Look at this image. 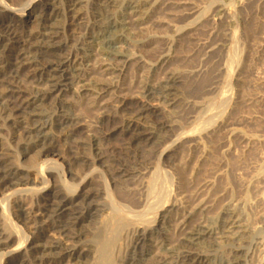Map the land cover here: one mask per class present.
<instances>
[{"label":"rangeland","instance_id":"rangeland-1","mask_svg":"<svg viewBox=\"0 0 264 264\" xmlns=\"http://www.w3.org/2000/svg\"><path fill=\"white\" fill-rule=\"evenodd\" d=\"M20 1L21 3L23 1L25 4L19 3ZM63 1L64 0H56L49 3V1L43 0L35 10L36 12L32 11V13H30L31 10L27 11L21 19L25 23L24 27L27 33H40L39 35H41L56 32L59 33L60 31L59 34L62 35L61 37L74 35L82 41H85V39L88 37L90 38L91 35L98 33L97 27L100 25L101 21H104V18L105 22L107 23L106 19L108 15H105L104 11L98 8L97 2L95 0H85V3L88 5L83 3L80 7H78L79 14L82 17V24L81 21H78V23L75 24L76 27H74L75 25L72 26L71 21L68 19L61 20V17L56 18V21L53 19L47 23V16L52 14L53 11H55V13H62V8H64L66 4V2ZM130 1L135 2V0ZM130 1H120L121 3L118 4V10H115V18L116 13L118 14L123 8H127V4H129ZM145 1L146 0H136L137 3H135V6L139 4V7H141L140 13L138 14L139 18L137 16V19L144 21H142L141 26L132 30L133 32L131 30L125 32L121 28L106 31V34L102 39L104 41V45L102 46L101 52L104 55L100 52L102 54L101 56H103L102 58L111 59L113 57L112 60L115 63L117 62L116 64H118L119 61H127V68L125 67V69H121L125 75L113 73L108 77H105V81H108L107 83H111L115 86L119 84L121 85L124 82L128 83V79L124 80L123 76L129 78V83L134 79H142L143 77L145 78L147 76L146 79L143 78L142 80H146L145 82L148 81L150 84H155L159 79L163 78V75H161L163 73L164 76L165 74L173 71L181 73L185 76L187 74L185 81L181 87L178 88V92L176 94V103H178L179 106L177 105L176 108L172 109L167 104L162 106L160 105L164 111L166 110V113H169V118L172 120L170 121L169 126L172 127L171 132H175L173 134L170 132V134H168L166 137L164 136L161 144L153 148H147L144 146L129 148L122 141L121 135L119 133L110 134L107 140L100 141V143H91L86 141H83L84 143L79 142L76 140L77 138L70 136L71 132L69 133V131L71 129H65L64 127L59 128V122L63 118H68L69 115L70 117L72 115L78 116L80 117V124L82 125V128L87 127L93 130V132L99 133L96 131V125H98L100 116L99 114H101V112L97 110L93 112L94 110L89 109L88 107V102L92 98L90 96V94H92L90 92L92 88L89 86V84H84L80 86L81 88L79 86H65L61 96L59 95L57 98L47 101L48 103L46 102L42 104L44 108L42 105H40L37 111H35L36 113H33V115L38 116L39 119L40 117L42 118L37 120L40 123L39 125H43L45 123L44 125L50 129L49 133L47 132L46 134L45 144H39L42 145L44 149L52 150L53 154L46 156L49 159L46 157H39L38 152H40L41 149H36L33 153L26 154L27 146L33 145L34 142L37 143L38 140L35 139L31 142L27 141V143H25L26 140L21 139L24 138L21 137V129L11 125L14 121L13 119L8 120L9 122L6 124L0 123V148H2L0 149V176H16V179L11 183L12 187L8 185L5 187H0V192L4 190L3 193H0V241L3 242L9 237L17 240L13 243L15 245L12 244V246H9L8 249L0 247V264H11L12 259L15 257V255H17L16 250L19 247H21L22 252H25V256H22L24 254L21 255V261L24 260L25 264L26 262L27 264H37L38 261L35 259L38 258L39 260L40 256L43 257L45 255L44 257H46V254H49V252L41 254L38 249L39 246H47L48 244L47 247L49 248H57L56 244L54 243L61 239L59 233L60 229H65L71 239L67 241L62 238V240L64 239L62 241V243L64 242L63 252H61L60 249H56L50 253V256L53 254L51 258L49 255L46 257L48 261H58V264H192L194 262L193 258L197 259V257L204 259L208 262V264H222L232 249H244V245L247 248L243 250L242 256L244 257L245 254L248 253L250 256L251 252H254L252 250L253 248L250 249L251 244H254V242L257 241L259 237H261L260 239L264 238V230L259 229V225H256V222L260 220L262 214V217H264V0H153V3L151 2V4L150 1L152 0ZM10 2H13L12 5L18 9H25L27 5L25 0H10ZM157 4L161 9H159ZM196 5L198 9L201 8L199 12L196 8ZM58 6L60 7L57 8ZM168 8H172L170 9L171 12ZM96 9H98V11H96ZM175 11L179 12L176 13ZM213 11L217 12V14L213 13ZM162 14L164 15L161 16ZM225 14L228 17L224 16ZM176 15H180L179 18ZM157 16H159L158 19H156ZM185 16L187 18H185ZM223 16L225 17L224 19ZM163 17L165 18L163 19ZM115 18L112 17L114 20ZM177 19L181 20L178 21ZM182 19L185 21V23H183ZM97 21L100 22L98 23ZM174 21L179 22V24L177 22L174 24ZM181 22L182 24H180ZM230 23H233V26ZM36 24L37 26L35 27ZM58 26L62 28L59 29ZM142 29H144V31ZM76 31L78 32L76 33ZM124 33L127 34L125 35ZM2 34L3 30H0V35ZM169 35H171V37ZM172 37L174 38L172 39ZM170 39L173 41H170ZM157 43H159V45H157ZM212 43L216 46H211ZM209 46L210 49H208ZM117 49H120V51ZM212 49L214 52H212ZM154 50H156V52ZM165 50L170 52L167 53ZM157 53L160 54V56L163 53L164 56H169V64L160 67L156 62H154V59L156 60L158 58L156 57ZM171 53L173 56H175V59H173L174 57H172ZM171 63L173 66H171ZM167 66H171L172 68L170 67V69ZM159 67L161 69H159ZM136 70L138 71L136 72ZM141 71L144 75L141 73ZM138 75L141 76L139 77ZM192 75H196V77H193ZM113 76H115L116 79ZM126 85L128 84H125V86ZM23 88H26V85H24ZM86 94L91 98H89ZM110 97L114 96L108 95L105 97V100L106 98L107 100H110ZM61 99L64 101V103L61 101ZM154 102H150L149 105L153 108L158 107V105H156L157 103ZM113 106L114 105L111 104V108L108 110L110 115L113 114ZM50 109L51 112L49 111ZM63 111H66L67 113ZM76 113L80 116L76 115ZM39 114L42 116H39ZM30 115H32V113L29 112L27 117L29 118ZM54 121L56 122L53 123ZM92 124L95 125V127ZM17 130H19L20 133ZM56 132L58 136H56ZM101 136L104 137L103 135ZM40 137H43V135ZM17 140L19 141L18 143L16 142ZM10 142L11 144L14 143L12 145L13 148L10 147ZM22 144L24 146H22ZM8 145L9 147H7ZM17 149H20L19 153ZM32 154L34 155L31 156ZM83 155H85V157ZM99 155H101V157ZM36 156L38 157L37 159ZM35 176L39 180H35ZM23 178H25V180ZM65 178L66 180H64ZM260 178L263 180L262 183ZM30 179L31 182H28L29 185H24V183ZM32 182L34 183L33 185ZM258 182H260L261 185ZM190 184L191 186H189ZM31 185L33 187H30ZM186 194H188V197ZM193 194L194 196L197 194V200L192 201V203L189 201V198L194 197ZM225 195L230 197L228 198ZM47 196L54 198L50 199L56 202L62 200L63 197V199H67L73 204L71 207L72 209L70 208V211H68L67 215H65L68 219H66L65 216L59 217V219L54 217L46 221L45 224H39L38 222H35L34 219L24 222L18 207L20 205L23 206L26 214L32 212V215L34 216L37 208L41 207L44 204L43 202L48 199ZM55 196L57 198H55ZM220 196H223V200H221ZM205 197L209 200H207ZM225 197L228 198V201ZM219 198L220 200H216ZM180 200H183L184 202ZM35 202L38 205H36ZM178 203L181 204L179 205ZM235 204L240 210L242 209L239 211L237 208V213L239 212L238 215L245 222V229H257V231L254 233L256 235H251V238L249 237L248 241H245L247 243L244 245L231 244V247L230 244H228L229 246L227 244L213 246L212 240L206 237L202 238L203 240L201 239L199 243H197L198 245L196 244L194 247L179 243L177 238V228H175V224L173 225L174 222L172 219L174 216L176 217L178 213L188 209L191 211L190 208L193 209L195 207L193 209L190 226L193 227L197 225L200 222L199 220L207 217L212 220L211 224H209L210 227L208 228L209 231H212L216 229L215 220L217 215L219 216L222 212H224L228 206H236ZM170 205H175L177 208L173 210L175 213L172 211L171 214H166V223L164 221V225L161 224L160 227H156L153 223L155 218H157L156 214L165 210L162 212L164 214L166 210L170 208L168 207ZM240 205H243L242 208ZM76 206L78 210L76 209ZM4 209H6V212ZM207 213L212 216L210 217ZM240 213L242 214L240 215ZM78 217L81 220L83 219L84 222L82 225L74 227L76 224L75 221ZM244 218L246 220H244ZM169 222L172 223L170 224ZM143 224L144 226L141 227ZM51 225H55V229H52ZM138 226L141 227L140 229L146 228L147 230V239L141 243L137 241L136 232L137 229L139 230ZM41 228H43L44 231ZM68 228L71 229L69 230L70 232L67 230ZM131 232L133 234H131ZM257 234L260 235L257 236ZM54 237H56V240L53 239ZM46 239L47 242L45 241ZM32 240L36 241L39 246L34 247L35 245L37 246L36 243L33 246L30 245ZM208 240L210 243L206 242ZM161 241L162 248H155L153 244L156 242L160 243ZM169 244H171V246H169ZM164 245L166 246L164 247ZM68 246L70 247L69 249H75L84 255L81 257V260L69 258L70 255H68V252L64 251L68 249ZM37 252L39 254H37ZM154 252H157L158 254L155 255L156 253ZM163 252L165 254H163ZM263 253L264 252L262 249H259V252H256L255 254L257 259H255L254 262H256V260L259 261L256 263H260L262 260L264 261ZM11 254L13 255V258ZM186 257L190 258L186 259ZM243 257L241 258L242 263L244 261L243 264H250V262L253 263L249 257ZM179 259L180 261H178Z\"/></svg>","mask_w":264,"mask_h":264},{"label":"bare ground","instance_id":"bare-ground-1","mask_svg":"<svg viewBox=\"0 0 264 264\" xmlns=\"http://www.w3.org/2000/svg\"><path fill=\"white\" fill-rule=\"evenodd\" d=\"M13 1V0H12ZM27 2V5L25 7V9H18L15 6H13V2L11 3L10 0H0V30H3V34L0 35V123H4L6 124L7 122H9L8 120L13 119V123L11 125L15 126L18 129H21V139H25V143H27V141H32L37 139L38 142L35 143L31 146H27L26 149V154H30L33 153L36 149H41L39 153V157H46L47 155H51L53 154L52 150H48V149H44V147H42V145L39 144H45L46 141V134L47 132L49 133V127L45 126L44 124L39 125L40 123L37 120L42 119L36 115H33V113L35 114L38 109V107L44 103H46L47 101L57 98V96H61V94L63 93V88L66 86H70V87H77V86H82V85H86L89 84V86L92 88V90H90V92L92 94H90L89 97L87 94V96L89 98H91V100H89L88 102V107L89 109H93L95 112V110L101 112V114H99V122L98 125H96V131H98L99 133L93 132V130H91L90 128H82V125L80 124V117L78 116H71L69 114L68 118H63L60 122H59V128L64 127L65 129H71L69 131V133L71 132L70 136L77 138L76 140H78L79 142H91V143H100V141H105L108 139V136L112 133H119L121 135L122 141L125 143V145H127L129 148L130 147H140V146H144L147 148H153L156 147L158 145L161 144V141L164 139V136L166 137L168 134H170L171 132V126L170 125V116L169 113H166L161 107L160 105H169L172 109L176 108L178 103H176V94L178 92V88L181 87V85L183 84V82L185 81V75L178 73L176 71L173 72H169L167 74L164 73L161 74L163 75V78L161 76L162 79L158 78V73H157V78L159 79L155 84H150L147 82H145L146 80H142L141 78H137L131 81V77H130V83H129V78H127L126 76H123L124 80L128 79V83H123V84H119V85H113V84H109L105 81V77H108L109 75L113 74V73H117L118 75H122L123 71H121V69H125L126 65H127V61H119L118 64H116L115 62H113L112 58L111 59H104L102 58L103 56H101L103 53L102 51V46L104 45V41L102 40L106 34V31L108 30H113V29H117V28H121L122 30L126 31H132L135 28L141 26V23L143 20L141 19H137L138 14L140 13V8L139 4L137 6H135L137 3L136 0L134 1H130L129 4H127V8H123L118 14L116 13V18H115V10H118V4L121 3V0H95L97 2V6L98 8H100L102 11H104L105 15L107 16V23L105 22V18L104 21H101L100 18L99 21L100 25L97 27L98 33L97 34H93L90 36V38L86 37L87 39H85V41L79 39L78 37L74 36V35H68V36H63L60 35V31L59 33H49V34H32L31 33H27V31L25 30V23L21 20L22 17L25 15V13L29 10H31L30 13L36 12L35 10L38 8V5L41 4V2L43 0H25ZM49 1V3L52 1H56V0H47ZM66 2L65 7L62 8L63 11L62 13H55V11H53L52 14H48L49 16H47V20L46 22L49 23V21H52L53 19H55L54 21H56V18L61 17L62 19H68L69 21H71V25H75L76 23H78V21H81L82 17L79 14L78 11V7L81 6V4H86L85 0H64ZM63 1V2H64ZM92 1V0H91ZM140 1V0H138ZM147 1V0H146ZM145 1V2H146ZM150 1V0H149ZM148 1V2H149ZM160 1V0H159ZM260 1V0H259ZM124 2V1H123ZM144 2V3H145ZM153 3V0L150 1ZM163 2V1H162ZM167 2V1H166ZM172 2V1H171ZM177 2V1H176ZM21 3V1L19 2ZM23 4H25L22 1ZM21 3V4H22ZM59 3V1H58ZM57 3V4H58ZM91 3V2H90ZM89 3V4H90ZM95 3V2H94ZM174 3V2H173ZM179 3V2H178ZM177 3V4H178ZM191 3V2H190ZM249 3V2H248ZM56 4V3H54ZM53 4V5H54ZM96 4V3H95ZM94 4V5H95ZM142 4V3H141ZM148 4V3H147ZM156 4V3H155ZM166 4V3H165ZM170 4V3H169ZM186 4V3H185ZM20 5V4H19ZM48 5V4H47ZM60 5V4H59ZM88 5V4H86ZM158 5V4H157ZM162 5V4H161ZM188 5V4H187ZM18 6V5H17ZM55 6V5H54ZM96 6V7H97ZM141 6V5H140ZM145 6V5H144ZM148 6V5H147ZM153 6V5H152ZM171 6V5H170ZM173 6V4H172ZM195 6V5H193ZM21 7V6H20ZM40 7V6H39ZM56 7V6H55ZM60 6H58L57 8H59ZM88 7V6H86ZM92 7V6H90ZM120 7V5H119ZM126 7V6H125ZM159 7V5H158ZM163 7V5H162ZM168 7V6H166ZM165 7V8H166ZM175 7V6H174ZM182 7V6H181ZM24 8V7H23ZM43 8V7H42ZM53 8V7H52ZM82 8V7H81ZM148 8V7H147ZM150 8V7H149ZM178 8V7H177ZM180 8V6H179ZM197 8V5H196ZM200 8V7H199ZM221 8V7H219ZM49 9V8H48ZM55 9V8H54ZM86 9V8H85ZM90 9V8H89ZM95 9V8H94ZM99 9V10H100ZM151 9V8H150ZM159 9H161L159 7ZM164 9V8H163ZM162 9V10H163ZM167 9V8H166ZM169 9V8H168ZM172 9V8H170ZM169 9V11H170ZM192 9V8H191ZM198 9V8H197ZM196 9V10H197ZM201 9V8H200ZM198 9V12L199 10ZM216 9V8H215ZM42 10V9H41ZM40 10V11H41ZM45 10V9H44ZM52 10V9H51ZM57 10V9H55ZM59 10V9H58ZM84 10V9H83ZM146 10V9H145ZM143 10V11H145ZM149 10V9H148ZM174 10V9H173ZM195 10V12H196ZM220 10V9H219ZM43 11V10H42ZM48 11V10H47ZM60 11V10H59ZM96 11H98V9H96ZM155 11V10H154ZM165 11V10H164ZM167 11V10H166ZM216 11V10H215ZM218 11V10H217ZM82 12V11H80ZM86 12V11H85ZM89 12V11H88ZM87 12V13H88ZM95 12V11H94ZM148 12V11H147ZM150 12V11H149ZM153 12V11H152ZM171 12V11H170ZM174 12V11H173ZM176 12V11H175ZM179 12V11H178ZM176 12V13H178ZM190 12V10H189ZM197 12V13H198ZM223 12V11H222ZM44 13V12H43ZM51 13V12H50ZM93 13V12H92ZM100 13V12H99ZM151 13V12H150ZM156 13V12H155ZM164 13V12H163ZM182 13V11H181ZM188 13V12H187ZM185 13V14H187ZM194 13V12H193ZM196 13V14H197ZM213 13L217 14V12ZM41 14V13H40ZM39 14V15H40ZM86 14V13H85ZM90 14V13H89ZM95 14V13H94ZM165 14V13H164ZM164 14H162L161 16H163ZM169 14V13H168ZM173 14V13H172ZM183 14V13H182ZM195 14V15H196ZM249 14V13H248ZM27 15V14H26ZM38 15V16H39ZM83 15V14H82ZM87 15V14H86ZM145 15V14H144ZM154 15V14H153ZM152 15V16H153ZM194 15V14H193ZM220 15V14H219ZM41 16V15H40ZM94 16V15H93ZM141 16V15H140ZM174 16V15H172ZM177 16V15H176ZM180 16V15H179ZM179 16H177L179 18ZM184 16V15H183ZM217 16V15H215ZM226 16V14L224 15ZM223 16V19L225 18ZM35 17V16H34ZM42 17V16H41ZM88 17V16H87ZM90 17V16H89ZM115 18L114 19H112ZM144 17V16H143ZM149 17V16H148ZM167 17V16H165ZM163 17V19L165 18ZM175 17V16H174ZM219 17V16H218ZM228 17V16H226ZM39 18V17H38ZM111 18V20H110ZM139 18V16H138ZM159 16H157L156 19H158ZM173 18V17H172ZM185 18H187L185 16ZM194 18V16H193ZM216 18V17H215ZM149 19V18H148ZM175 19V18H174ZM184 19V18H183ZM182 19V20H183ZM195 19V18H194ZM60 20V19H59ZM67 20V21H68ZM162 20V19H161ZM178 21L181 19H177ZM229 20V19H228ZM227 20V21H228ZM39 21V20H38ZM92 21V20H91ZM146 21V20H145ZM152 21V20H151ZM165 21V20H164ZM189 21V20H188ZM187 21V22H188ZM43 22V21H42ZM45 22V21H44ZM87 22V21H86ZM98 22V21H97ZM98 22V23H99ZM144 22V21H143ZM162 22V21H161ZM177 21H174V24ZM40 23V22H38ZM46 23V24H47ZM53 23V22H52ZM51 23V24H52ZM88 23V22H87ZM86 23V24H87ZM96 23V22H94ZM179 24V22H177ZM183 23H185V21L183 20ZM214 23V22H213ZM222 23V22H221ZM42 24V23H41ZM65 24V23H64ZM82 24V21H81ZM84 24V23H83ZM140 24V25H139ZM151 24V23H150ZM156 24V23H155ZM158 24V23H157ZM162 24V23H161ZM164 24V23H163ZM182 24V22L180 23ZM231 24V23H230ZM233 24V23H232ZM231 24V25H232ZM28 25V24H27ZM31 25V24H30ZM39 25V24H38ZM45 25V23H44ZM148 25V24H147ZM177 25V24H176ZM187 25V24H186ZM244 25V24H243ZM37 26V24L35 25V27ZM46 26V25H45ZM53 26V25H52ZM149 26V25H148ZM151 26V25H150ZM159 26V25H158ZM161 26V25H160ZM183 26V25H182ZM181 26V28H182ZM218 26V25H217ZM233 26V25H232ZM59 27V26H58ZM76 27V25L74 26ZM86 27V26H84ZM153 27V26H152ZM173 27V26H172ZM176 27V26H175ZM185 27V25H184ZM190 27V26H189ZM29 28V27H27ZM26 28V29H27ZM32 28V26H31ZM34 28V25H33ZM32 28V30H33ZM62 28V27H61ZM59 27V29H61ZM87 28V27H86ZM85 28V30H86ZM92 28V27H91ZM187 28V27H186ZM30 29V28H29ZM38 29V28H37ZM36 29V31H37ZM54 29V28H53ZM76 29V28H75ZM79 29V28H78ZM89 29V28H88ZM152 29V28H151ZM52 30V29H51ZM56 30V29H55ZM58 30V29H57ZM73 30V29H72ZM95 30V29H94ZM121 30V31H122ZM144 31V29H142ZM146 30V29H145ZM172 30V29H171ZM49 31V30H48ZM71 31V30H70ZM83 31V30H82ZM120 31V32H121ZM189 31V30H188ZM187 31V32H188ZM41 32V31H40ZM74 32V31H73ZM78 31H76L77 33ZM87 32V31H86ZM112 32V31H111ZM133 32V31H132ZM171 32V31H170ZM179 32V31H178ZM45 33V32H44ZM62 33V32H61ZM90 33V32H89ZM110 33V32H109ZM122 33V32H121ZM130 33V32H129ZM135 33V32H134ZM63 34V33H62ZM65 34V33H64ZM69 34V33H68ZM79 34V33H78ZM82 34V32H81ZM111 34V33H110ZM125 35L127 33H124ZM131 34V33H130ZM169 34V33H168ZM175 34V33H174ZM250 34V33H249ZM84 35V34H83ZM121 35V34H120ZM119 35V36H120ZM171 37V35H169ZM124 37V36H123ZM165 37V36H164ZM133 38V37H132ZM166 38V37H165ZM174 37H172L173 39ZM119 39V38H118ZM169 39V38H168ZM170 39V41L172 40ZM163 40V39H162ZM167 41V40H166ZM173 41V40H172ZM116 42V41H115ZM168 42V41H167ZM213 42V41H212ZM216 42V41H214ZM122 44V43H121ZM164 44V43H163ZM172 44V43H170ZM213 44V43H212ZM211 46H216V45H212ZM216 44V43H215ZM147 45V44H145ZM156 45V43H155ZM157 45H159V43H157ZM165 45V44H164ZM167 45V44H166ZM120 46V45H119ZM117 47V46H116ZM161 48V47H160ZM172 48V46H171ZM170 48V49H171ZM104 49V48H103ZM122 49V48H121ZM124 49V48H123ZM165 49V48H164ZM210 49V46L209 48ZM216 49V48H215ZM109 50V49H107ZM118 50V49H117ZM163 50V49H161ZM120 51V49L118 50ZM156 52V50H154ZM166 51V50H165ZM102 54H101V53ZM123 52V51H122ZM163 52V51H162ZM167 53L170 51H166ZM212 52L213 49H212ZM165 53V52H164ZM164 53L160 56V54H156L158 57L156 60L154 59V62H156L160 67L166 66L167 64H169V56H164ZM104 55V54H103ZM117 55V54H116ZM166 55V53H165ZM170 55V54H169ZM172 55V53H171ZM101 56V57H100ZM106 56V55H105ZM108 57V56H107ZM120 57V56H119ZM123 57V56H122ZM172 57H174L173 59H175V56L172 55ZM115 59V58H114ZM120 59V58H119ZM112 60V61H111ZM118 60V58H117ZM153 60V59H152ZM151 60V61H152ZM171 61V60H170ZM111 62V63H110ZM129 62V60H128ZM153 62V61H152ZM115 63V64H114ZM155 63V64H156ZM173 63V62H172ZM171 63V66H173V64ZM142 64V63H140ZM152 64V63H151ZM137 65V64H136ZM140 66V65H139ZM143 66V65H142ZM152 66V65H151ZM171 66H167L168 68H170ZM145 67V66H144ZM159 67V69H161ZM127 68V67H126ZM129 68V67H128ZM140 68V67H139ZM146 68V67H145ZM158 68V67H157ZM172 68V67H171ZM170 68V69H171ZM144 69V68H143ZM151 69V68H150ZM154 69V68H153ZM166 69V68H165ZM164 69V70H165ZM128 70V69H127ZM149 70V68H148ZM152 70V69H151ZM174 70V69H173ZM125 71V70H124ZM138 70H136L137 72ZM140 71V70H139ZM144 71V70H143ZM172 71V70H170ZM148 72V71H147ZM152 72V71H150ZM120 73V74H119ZM142 73V71H141ZM137 74V73H136ZM143 74V73H142ZM195 74V73H194ZM197 74V73H196ZM116 75V74H114ZM125 75V74H123ZM129 75V74H128ZM144 75V74H143ZM198 75V74H197ZM132 76V75H131ZM139 76V75H138ZM141 76V75H140ZM139 76V77H140ZM150 76V75H149ZM153 76H154V72H153ZM193 76V75H192ZM196 77V75H194ZM193 76V77H194ZM115 79L116 77L113 76ZM129 77V76H128ZM191 77V78H193ZM111 78V77H110ZM147 76L144 78L146 79ZM188 79V78H187ZM190 79V78H189ZM107 80V79H106ZM112 80V79H111ZM121 80V78H120ZM151 80V79H150ZM149 80V81H150ZM111 82V81H109ZM127 82V81H126ZM125 84H128L125 86ZM26 85V88H23V86ZM28 85V86H27ZM87 87V86H86ZM69 88V87H68ZM81 88V87H80ZM84 88V87H83ZM82 88V89H83ZM74 89V88H73ZM85 89V88H84ZM87 89V88H86ZM77 90V89H76ZM81 90V89H80ZM79 90V91H80ZM68 91V90H67ZM75 91V90H74ZM72 92V91H71ZM65 94V93H64ZM73 94V93H72ZM74 95V94H73ZM108 95H112L114 97H110V100H105V97ZM65 96V95H64ZM63 96V97H64ZM84 97V96H83ZM82 97V98H83ZM59 99V98H58ZM86 99V98H84ZM62 101V99H61ZM111 103H110V102ZM156 102L158 105V107H151L149 105L150 102ZM52 102V101H51ZM56 102V101H55ZM59 102V100H58ZM64 103V101H62ZM113 102V103H112ZM149 102V103H148ZM154 102V103H155ZM48 103V102H47ZM83 103V102H82ZM113 104L114 106V110L112 111L113 114H109L108 110L111 108L110 105ZM50 105V104H49ZM57 105V104H56ZM61 105V104H60ZM67 105V104H66ZM69 105V104H68ZM87 105V104H86ZM85 105V106H86ZM53 106V105H52ZM179 106V105H178ZM43 107V105H42ZM62 107V106H61ZM60 107V108H61ZM77 107V106H76ZM44 108V107H43ZM50 108V107H49ZM47 108V109H49ZM59 108V107H58ZM65 108V107H64ZM66 109V108H65ZM68 109V108H67ZM44 110V109H41ZM73 110V109H72ZM51 112V109L49 110ZM48 111V112H49ZM53 111V110H52ZM55 111V110H54ZM62 111V110H61ZM69 111V109H68ZM29 112L32 113V115L29 116V118L27 117L29 115ZM39 112V111H38ZM49 112V113H50ZM66 112V111H63ZM70 112V111H69ZM88 112V111H87ZM41 113V112H39ZM58 113V112H57ZM67 113V112H66ZM65 113V114H66ZM94 114V113H93ZM41 114H39L40 116ZM63 115V114H62ZM76 115H79L76 113ZM42 116V115H41ZM80 116V115H79ZM27 117V118H26ZM55 117V116H54ZM67 117V116H66ZM82 119V118H81ZM83 120V119H82ZM81 120V121H82ZM42 121V120H41ZM97 121V120H95ZM94 121V122H95ZM11 122V121H10ZM56 121H54L53 123H55ZM93 122V123H94ZM175 123V122H174ZM211 124V123H210ZM47 125V124H46ZM58 125V124H57ZM56 125V126H57ZM93 125V124H92ZM1 126V125H0ZM6 126V125H5ZM9 126V125H7ZM85 126V125H84ZM95 127V125H93ZM176 126V125H175ZM33 127V128H32ZM3 128V127H2ZM1 128V129H2ZM53 128V127H52ZM174 128V127H173ZM13 130V129H12ZM54 130V129H53ZM60 130V129H59ZM58 130V131H59ZM19 131V130H17ZM57 131V132H58ZM62 131V129H61ZM60 131V132H61ZM65 131V130H64ZM173 131V129H172ZM56 132V134H57ZM63 132V131H62ZM175 132V131H174ZM173 132V133H174ZM11 133V132H10ZM20 133V131H19ZM18 133V134H19ZM172 133V132H171ZM172 133V134H173ZM61 134V133H60ZM16 135V134H15ZM43 137H40L42 136ZM67 135V134H66ZM69 135V134H68ZM101 135H103L104 137H102ZM184 135V134H183ZM11 136V135H10ZM38 136V137H37ZM58 136V134L56 135ZM178 136V135H177ZM9 137V136H8ZM14 137V136H12ZM16 137V136H15ZM20 137V135H19ZM42 139H40V138ZM51 137V136H50ZM190 137V136H189ZM192 137V136H191ZM6 138V136H5ZM17 138V137H16ZM65 138V137H64ZM12 139V138H11ZM15 139V138H14ZM72 139V138H71ZM170 139V138H169ZM189 139V138H188ZM1 140V139H0ZM63 140V139H62ZM75 140V139H74ZM179 140V139H178ZM4 141V140H2ZM6 141V140H5ZM49 141V139H48ZM61 141V140H60ZM68 141V140H67ZM166 141V139H165ZM173 141V140H172ZM184 141V140H183ZM17 143L19 142L18 140L16 141ZM15 142V143H16ZM22 142V141H21ZM59 142V141H58ZM66 142V140H65ZM70 142V141H69ZM85 142V143H86ZM107 142V141H106ZM3 143V142H2ZM9 143V142H8ZM16 143V144H17ZM53 143V142H52ZM51 143V144H52ZM62 143V141H61ZM60 143V144H61ZM84 143V142H83ZM5 144V143H4ZM14 144V143H13ZM13 144H11L10 142V147L13 148ZM16 144H15V148H16ZM49 144V145H51ZM87 144V143H86ZM102 144V143H101ZM167 144V143H166ZM174 144V143H173ZM73 145V144H72ZM71 145V146H72ZM76 145V144H75ZM168 145V144H167ZM22 146H24L22 144ZM26 146V145H25ZM48 146V145H46ZM58 146V145H57ZM85 146V145H84ZM9 147V145L7 146ZM55 147V145H54ZM80 147V146H79ZM100 147V146H99ZM143 147V148H144ZM178 147V146H176ZM5 148V147H4ZM3 148V149H4ZM23 148V147H22ZM91 148V147H90ZM146 148V149H147ZM175 148V147H174ZM2 149V148H0ZM7 149V148H6ZM5 149V150H6ZM76 149V148H75ZM84 149V148H83ZM88 149V148H87ZM176 149V148H175ZM4 150V151H5ZM8 150V149H7ZM16 150V149H15ZM18 153L20 149H17ZM38 150V151H39ZM80 150V149H79ZM89 150V149H88ZM95 150V149H94ZM99 150V149H98ZM22 151V150H21ZM92 151V150H91ZM138 151V150H137ZM173 151V150H171ZM9 152V151H8ZM87 152V150H86ZM85 152V153H86ZM97 152V151H96ZM102 152V151H101ZM100 152V153H101ZM139 152V151H138ZM36 153V152H35ZM22 154V153H21ZM95 154V153H94ZM103 154V153H102ZM24 155V154H23ZM34 154H32L31 156H33ZM38 155V154H37ZM92 155V154H91ZM9 156V155H8ZM28 156V155H27ZM85 157V155H83ZM90 156V155H89ZM93 156V155H92ZM101 157V155H99ZM6 157V155H5ZM24 157V156H23ZM99 157V159H100ZM166 157V156H165ZM26 158V157H25ZM38 157L36 156V159ZM47 158V157H46ZM87 158V157H86ZM89 158V157H88ZM49 159V158H47ZM92 159V158H91ZM98 159V158H96ZM95 159V160H96ZM89 160V159H88ZM219 160V159H218ZM39 161V160H38ZM37 161V162H38ZM42 161V160H41ZM102 161V160H101ZM36 162V163H37ZM94 162V161H93ZM42 163V162H41ZM217 163V162H216ZM83 164V163H82ZM2 165V164H1ZM4 165V164H3ZM44 166V165H43ZM4 167V166H3ZM2 167V168H3ZM1 169V168H0ZM8 169V168H7ZM5 170V169H4ZM48 170V169H47ZM208 171V170H207ZM1 172V171H0ZM15 172V170H14ZM49 172V171H48ZM11 174V173H10ZM22 175V174H21ZM20 175V176H21ZM52 175V174H51ZM126 175V174H125ZM28 176V175H26ZM30 176V175H29ZM47 176V175H46ZM18 177V176H17ZM22 177V176H21ZM36 177V176H35ZM64 177V176H63ZM73 177V176H72ZM124 177V176H122ZM127 177V176H126ZM221 177V176H220ZM26 178V177H25ZM25 178H23L25 180ZM30 178V177H29ZM41 178V177H39ZM48 178V177H47ZM51 178V177H50ZM16 179V176H0V187H5V186H11L12 181ZM120 179V178H119ZM35 180H39L36 179ZM66 180V178L64 179ZM208 180V179H207ZM205 180V181H207ZM260 180H262L260 178ZM21 181V180H20ZM44 181V180H43ZM216 181V180H215ZM28 182H31L30 180H27L26 183H24V185H29ZM263 182V180L261 181V183ZM14 183V182H13ZM16 183V182H15ZM22 183V184H23ZM37 183V182H36ZM45 183V182H44ZM183 183V182H182ZM210 183V182H209ZM214 183V182H213ZM216 183V182H215ZM256 183V182H255ZM260 184V182H258ZM2 184V185H1ZM10 184V185H9ZM20 184V183H19ZM21 184V187H22ZM34 183L32 182V185ZM148 184V183H147ZM207 184V183H206ZM205 184V187H206ZM264 184V183H263ZM262 184V185H263ZM30 187H33V186ZM36 185V184H35ZM66 185V184H65ZM201 185V184H200ZM253 185V184H252ZM261 185V184H260ZM191 186V184L189 185ZM212 186V183H211ZM210 186V187H211ZM12 187V186H11ZM29 187V186H28ZM200 187V186H199ZM214 187V186H213ZM254 187V186H253ZM10 188V187H9ZM14 188V187H13ZM152 188V187H151ZM188 188V187H187ZM204 188V186H203ZM249 188V187H248ZM258 188V186H257ZM1 189V188H0ZM23 189V188H22ZM169 189V188H168ZM184 189V188H183ZM206 189V188H205ZM209 189V188H207ZM247 189V188H246ZM253 189V188H252ZM6 190V189H5ZM31 190V189H30ZM215 190V189H214ZM255 190V189H254ZM253 190V191H254ZM2 191V190H1ZM4 191V190H3ZM0 192V193H3ZM24 191V190H23ZM203 191V190H202ZM213 191V190H212ZM61 192V191H60ZM186 192V191H185ZM184 192V193H185ZM191 192V191H190ZM262 192V189H261ZM38 193V192H37ZM54 193V192H53ZM162 193V192H161ZM180 193V192H179ZM197 193V192H196ZM202 193V192H201ZM204 193V191H203ZM218 193V192H217ZM216 193V194H217ZM258 193V192H257ZM256 193V194H257ZM40 194V193H38ZM52 194V193H51ZM59 194V193H58ZM181 194V193H180ZM192 194V193H191ZM205 194V193H204ZM210 194V193H209ZM222 194V193H221ZM253 194V193H252ZM1 195V194H0ZM50 195V194H49ZM200 195V192H199ZM207 195V194H206ZM260 195V194H259ZM38 196V195H37ZM53 196V195H52ZM186 196L188 197V194H186ZM194 196V194H193ZM211 196V195H210ZM214 196V195H213ZM227 196V195H225ZM257 196V195H256ZM39 197V196H38ZM43 197V196H42ZM41 197V198H42ZM48 197V196H47ZM179 197V196H178ZM183 197V196H182ZM196 197V198H195ZM221 197V196H220ZM223 197V196H222ZM221 197V200H223ZM228 197V196H227ZM225 197V198H227ZM230 197V196H229ZM228 197V198H229ZM54 199L52 197H48L47 200H45L43 203V205L41 207L37 208V211L35 213V215H32V212H29L28 214L25 213V210L23 208V206H19V211H20V215H22L24 222L26 221H30L31 219H34L35 222H38L39 224H45L46 221L57 217L59 219V217H64L65 215H67V212L70 211L69 209L72 207V203L67 200V199H63L62 200L56 202L53 201L51 199ZM55 198H57L55 196ZM173 198V197H172ZM206 198V197H205ZM224 198V200H225ZM227 198V201H228ZM236 198V197H235ZM261 198V197H260ZM45 199V197H44ZM177 199V198H176ZM203 199V198H202ZM207 199V198H206ZM232 199V198H231ZM240 199V198H239ZM257 199V198H256ZM32 200V199H31ZM71 200V198H70ZM79 200V199H78ZM88 200V199H87ZM175 200V199H174ZM178 200V199H177ZM188 200V199H187ZM186 200V201H187ZM197 200V194L194 197L189 198V201H196ZM209 200V199H207ZM216 200H220L216 199ZM215 200V201H216ZM236 200V199H235ZM238 200V198H237ZM36 201V200H34ZM43 201V200H42ZM183 201V200H180ZM185 201V202H186ZM201 201V200H199ZM262 201V200H261ZM41 202V201H40ZM75 202V201H73ZM166 202V201H165ZM174 202V201H173ZM184 202V201H183ZM208 202V201H207ZM205 202V203H207ZM213 202V201H212ZM238 202V201H236ZM234 202V203H236ZM161 203V202H160ZM169 203V202H168ZM188 203V202H186ZM183 203V204H186ZM193 203V202H192ZM191 203V204H192ZM195 203V202H194ZM209 203V202H208ZM220 203V202H219ZM223 203V201H222ZM232 203V202H231ZM20 204V203H18ZM36 205H38L35 202ZM179 204V203H178ZM181 204V203H180ZM179 204V205H180ZM197 204V203H196ZM221 204V203H220ZM228 204V203H227ZM240 204V202H239ZM263 204V203H262ZM16 205V204H15ZM190 205V204H189ZM200 205V204H199ZM204 205V204H203ZM208 205V204H207ZM206 205V206H207ZM236 205V204H235ZM259 205V202H258ZM35 206V205H34ZM156 206V205H155ZM184 206V205H183ZM192 206V205H191ZM209 206V205H208ZM241 206V205H240ZM239 206V207H240ZM243 206V205H242ZM241 206V208H242ZM261 206V205H260ZM3 207V206H2ZM170 207L169 209L166 210V212L163 214L162 212L165 211H161L160 213L156 214L157 218H155L154 220V225L156 227H160L161 224L166 223V214H171L172 211L176 208L175 205H170L168 206ZM179 207V206H178ZM189 207V206H188ZM222 207V205H221ZM245 207V206H244ZM258 207V206H257ZM16 208V207H15ZM83 208V207H82ZM183 208V207H182ZM195 208V207H194ZM193 208V209H194ZM204 208V207H203ZM237 205L236 206H228L227 209L224 210V212H222L219 216L217 215L216 218V229L209 231V224H211L212 220L210 218H204L202 220H199L200 222L191 227L190 226V221L193 215V209L190 208L191 211L186 210V211H182L181 213H178L176 215V217L174 218L173 216V225L176 226L175 228H177V233H178V240L179 243L182 245H191V246H195L197 243H199V241L202 238H208L210 240H212L213 242V246H221V245H225V244H241L244 245L245 241H248L249 237L251 235H253L256 230H249V229H245V222L243 221V219L238 215L239 212L237 213V211H241L239 208L237 210ZM247 208V207H246ZM261 208V207H260ZM34 209V208H33ZM72 209V208H71ZM74 209V208H73ZM77 209V206H76ZM91 209V208H90ZM177 209V208H176ZM185 209V207H184ZM200 209V207H199ZM210 209V208H209ZM29 210V209H28ZM35 210V209H34ZM33 210V211H34ZM78 210V209H77ZM89 210V209H88ZM93 210V209H92ZM261 210V209H260ZM263 210V209H262ZM4 211L6 212V209H4ZM76 211V210H75ZM95 211V210H94ZM256 211V210H255ZM258 211V210H257ZM74 212V211H73ZM78 212V211H77ZM174 212V211H173ZM95 213V212H94ZM157 213V212H156ZM175 213V212H174ZM204 213V212H203ZM209 213V212H208ZM207 213V214H208ZM243 213V212H242ZM240 213V215L242 214ZM262 213V211H261ZM260 213V215H261ZM198 214V213H196ZM200 214V212H199ZM212 214V213H211ZM217 214V213H216ZM257 214V213H256ZM80 215V214H79ZM209 215V214H208ZM215 215V214H213ZM263 215V214H262ZM258 222H256V225H259V229H263L264 230V217H262ZM33 216V217H32ZM81 216V215H80ZM83 216V215H82ZM89 216V215H88ZM170 216V215H169ZM210 216V215H209ZM212 216V215H211ZM210 216V217H211ZM244 216V215H243ZM249 216V215H248ZM259 216V215H258ZM13 217V216H12ZM66 217V216H65ZM74 217V216H73ZM91 217V216H90ZM200 217V216H198ZM257 217V215H256ZM260 217V216H259ZM258 217V218H259ZM6 218V217H5ZM84 218V217H83ZM201 218V217H200ZM257 218V219H258ZM15 219V218H14ZM64 219V218H63ZM66 219H68L66 217ZM87 219V218H86ZM169 219V218H168ZM199 219V218H198ZM4 220V219H3ZM17 220V219H16ZM54 220V219H53ZM89 220V219H88ZM244 220H246L244 218ZM249 220V219H248ZM56 221V220H54ZM65 221V220H64ZM63 221V222H64ZM68 221V220H67ZM169 221V220H167ZM255 221V220H254ZM10 222V221H9ZM60 222V221H57ZM62 222V221H61ZM69 222V221H68ZM83 219L81 220L79 217L76 219L75 221V225L74 227L80 226L83 223ZM196 222V221H195ZM244 222V223H243ZM250 222V221H248ZM252 222V220H251ZM53 223V221H52ZM152 223V224H153ZM170 223V222H169ZM172 223V222H171ZM170 223V224H171ZM55 224V223H54ZM63 224V223H62ZM89 224V223H88ZM48 225V224H47ZM71 225V224H70ZM164 225V224H163ZM162 225V226H163ZM168 225V224H167ZM61 226V225H60ZM144 226L141 225V227ZM147 226V225H146ZM173 226V227H174ZM247 226V225H246ZM44 227V226H43ZM50 227V226H49ZM52 229H55V225H51ZM50 227V228H51ZM136 227V226H135ZM139 227V226H138ZM141 227H139V230L137 229V241L139 243L143 242L145 239H147V230L146 228L144 229H140ZM164 227V226H163ZM162 227V228H163ZM167 227V226H166ZM254 227V226H253ZM251 227V228H253ZM258 227V226H257ZM21 228V227H20ZM46 228V227H45ZM65 228V227H63ZM73 228V227H72ZM137 228V227H136ZM149 228V227H148ZM43 229V228H41ZM38 229V230H41ZM47 229V228H46ZM45 229V230H46ZM57 229V228H56ZM74 229V228H73ZM82 229V228H81ZM151 229L153 230V228L151 227ZM35 230V229H34ZM68 231L71 229H67ZM75 230V229H74ZM73 230V231H74ZM80 230V229H79ZM158 230V229H157ZM160 230V229H159ZM164 230V229H163ZM174 230V229H173ZM44 231V229H43ZM58 231V230H57ZM56 231V232H57ZM165 231V230H164ZM46 232V231H45ZM55 232V231H54ZM70 232V231H69ZM263 232V231H261ZM2 233V232H1ZM14 233V232H13ZM60 233V238L58 241H56V246L57 248L52 249L49 248L45 245V246H39V244L36 241L31 242L30 245H35V243L37 244V246L35 245L34 247H38L39 246V251L41 254H45L47 252H49V254H46L48 257V255L50 256V253H52L54 250L56 249H60L61 252H63V243L62 241L65 240H70V236L68 235V232L65 229H60L59 230ZM75 233V232H74ZM77 233V232H76ZM129 233V232H128ZM155 233V231H154ZM153 233V234H154ZM161 233V232H160ZM159 233V234H160ZM163 233V232H162ZM174 233V232H173ZM259 233V232H258ZM34 234V233H33ZM39 234V233H38ZM80 234V233H79ZM131 234H133L131 232ZM166 234V233H165ZM263 234V233H262ZM49 235V234H48ZM135 235V234H134ZM133 235V236H134ZM168 235V234H167ZM256 235V234H254ZM260 234H257V236ZM38 236V235H36ZM40 236V235H39ZM59 236V235H58ZM81 236V235H80ZM169 236V235H168ZM7 237V236H6ZM72 237V236H71ZM78 237V236H77ZM136 237V236H135ZM158 237V236H157ZM171 238H173L172 236H170ZM264 237V236H263ZM35 238V237H34ZM49 238V237H47ZM56 237H54L53 239H55ZM62 238H64L62 240ZM151 238V237H150ZM251 238V237H250ZM255 238V237H254ZM261 237H259L258 239H260ZM74 239V238H73ZM149 239V238H148ZM157 239V238H156ZM170 239V238H169ZM254 242V244H251L250 249H252L254 252H251V255L249 256L248 254H245V258H250L253 263L250 262V264H264V261L262 260V262L260 263H256L258 260H256V262H254L256 258L255 254L256 252H259V249H262V251L264 252V238L260 239ZM2 240V238H1ZM4 240V239H3ZM49 240V239H48ZM56 240V239H55ZM152 240V239H150ZM177 240V241H178ZM203 240V239H202ZM17 241L14 240L12 237L7 238L6 240H4L3 242L0 243V247H4L5 249L9 246H12V244ZM19 241V240H18ZM40 241V240H39ZM43 241V240H42ZM47 242V239L45 240ZM51 241V239H50ZM148 241V240H147ZM153 241V240H152ZM151 241V242H152ZM205 241V240H204ZM20 242V241H19ZM49 242V241H48ZM71 242V241H70ZM132 242V240H131ZM137 242V243H138ZM208 243H210V241H206ZM25 243V242H24ZM69 243V242H68ZM73 243V242H72ZM150 243V242H149ZM164 243V242H163ZM169 243V242H168ZM178 243V242H175ZM205 243V242H203ZM27 244V243H26ZM51 244V243H50ZM212 244V243H211ZM15 245V244H13ZM29 245V244H28ZM43 245V244H42ZM136 245V244H135ZM155 246V248H162V241L160 243H155L153 244ZM198 245V244H197ZM226 245V246H227ZM23 246V245H22ZM54 246V247H56ZM66 246V244H65ZM70 246V245H69ZM68 246V249L64 250L65 252H68V255H70V259H76V260H81V257L84 256L82 255V253H79L78 251H76L75 249H69L70 247ZM81 246V245H80ZM145 246V245H143ZM142 246V247H143ZM149 246V245H148ZM152 246V245H151ZM153 246V247H154ZM166 245H164L165 247ZM169 246H171V244H169ZM173 246V244H172ZM190 246V247H191ZM202 246V245H201ZM229 246V245H228ZM236 246V245H235ZM16 247V246H14ZM151 247V248H153ZM163 247V248H164ZM168 247V245H167ZM184 247V246H183ZM234 247V246H233ZM238 247V246H237ZM74 248V247H73ZM144 248V247H143ZM142 248V249H143ZM150 248V247H149ZM154 248V249H155ZM173 248V247H172ZM171 248V250H172ZM178 248V247H177ZM186 248V246H185ZM192 248V247H191ZM190 248V249H191ZM229 248V247H228ZM247 247H245L244 245V249H246ZM26 249V248H25ZM146 249V248H145ZM175 249V248H174ZM173 249V250H174ZM243 248L238 249V248H234L230 251V253H228L229 255H227L228 257L222 262V264H243L241 261V258L243 257ZM249 249V250H250ZM1 250V249H0ZM4 250V249H2ZM33 250V249H32ZM144 250V249H143ZM151 250V249H150ZM156 250V249H155ZM160 250V249H159ZM165 250V249H163ZM170 250V247H169ZM194 250V249H193ZM192 250V251H193ZM83 251V250H82ZM88 251V250H87ZM129 251V250H128ZM149 251V249H148ZM168 251V250H165ZM175 251V250H174ZM195 251V250H194ZM30 252V250H29ZM36 252V251H34ZM56 252V251H55ZM59 252V251H58ZM161 252V251H159ZM185 252V251H184ZM197 252V251H196ZM247 252V250H246ZM245 252V253H246ZM9 253V252H8ZM25 252L21 251V247H19L16 250V254L15 257L13 258L12 255V261L11 264H25V261H21V255L24 254ZM84 253V252H83ZM129 253V252H128ZM155 255H157V252ZM172 253V252H171ZM202 253V252H201ZM262 253V252H261ZM37 254H39L37 252ZM57 254V253H56ZM60 254V252H59ZM130 254V253H129ZM135 254V253H133ZM150 254V253H149ZM163 254H165L163 252ZM168 254V252H167ZM170 254V253H169ZM191 254V253H190ZM258 254V253H257ZM264 254V253H263ZM5 255V254H4ZM33 255V254H31ZM29 255V256H31ZM53 255V254H52ZM51 255V256H52ZM153 255V254H152ZM162 255V254H161ZM192 255V254H191ZM22 256H25L22 255ZM38 256V255H37ZM43 256V255H42ZM45 256V255H44ZM41 257L40 259L37 260L38 263L37 264H58V261H48L46 257ZM50 256V258H51ZM58 256V255H56ZM55 256V257H56ZM88 256V255H87ZM129 256V255H128ZM127 256V257H128ZM165 256V255H164ZM169 256V255H168ZM262 256V255H261ZM63 257V256H62ZM61 257V258H62ZM192 257V256H191ZM200 257V256H199ZM203 257V256H202ZM243 257V258H244ZM23 258V257H22ZM26 258V257H25ZM28 258V257H27ZM125 258V257H124ZM165 258V257H164ZM171 258V257H170ZM173 258V257H172ZM190 257H186V259H189ZM207 258V257H206ZM260 259H262L261 257H259ZM31 259V258H30ZM65 259V258H64ZM127 259V258H126ZM259 259V260H260ZM33 260V259H32ZM160 260V259H159ZM194 260V264H208L207 261H205L202 258H193ZM208 260V259H207ZM247 260V259H245ZM7 261V260H6ZM30 261V260H29ZM134 261V260H133ZM168 261V260H167ZM170 261V259H169ZM172 261V259H171ZM180 261V259L178 260ZM182 261V260H181ZM188 261V260H187ZM209 261V260H208ZM61 262V261H60ZM125 262V261H124ZM137 262V261H135ZM141 262V261H140ZM185 262V261H184ZM259 262V261H258ZM33 263V262H32ZM77 263V261H76ZM79 263V262H78ZM81 263V262H80ZM128 263V262H127ZM192 263V264H193ZM246 263V262H245ZM27 264V262H26ZM63 264V263H62ZM125 264V263H124ZM129 264V263H128ZM140 264V263H139ZM179 264V263H178ZM186 264V263H185ZM188 264V263H187ZM190 264V263H189Z\"/></svg>","mask_w":264,"mask_h":264}]
</instances>
